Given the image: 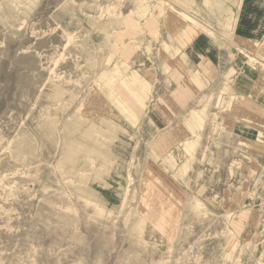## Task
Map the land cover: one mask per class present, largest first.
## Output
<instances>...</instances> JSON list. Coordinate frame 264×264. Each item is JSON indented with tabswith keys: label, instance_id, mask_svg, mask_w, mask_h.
Returning <instances> with one entry per match:
<instances>
[{
	"label": "rangeland",
	"instance_id": "rangeland-1",
	"mask_svg": "<svg viewBox=\"0 0 264 264\" xmlns=\"http://www.w3.org/2000/svg\"><path fill=\"white\" fill-rule=\"evenodd\" d=\"M263 35L264 0H0V264H264L252 148L223 125L227 68L264 76L238 42ZM202 56L219 87L191 78ZM185 118L197 153H165ZM150 161L188 195L168 230L138 209Z\"/></svg>",
	"mask_w": 264,
	"mask_h": 264
},
{
	"label": "crops",
	"instance_id": "crops-1",
	"mask_svg": "<svg viewBox=\"0 0 264 264\" xmlns=\"http://www.w3.org/2000/svg\"><path fill=\"white\" fill-rule=\"evenodd\" d=\"M238 43L242 49L254 50L264 59V35L260 41L245 39ZM196 65L197 71L193 72L191 78H193L196 86L199 87L198 90H205L209 86H212V88L219 87L223 83V80H221L225 76V72H221L223 68L217 66L208 57L202 56ZM229 68H227L226 74H230V79L227 82L230 84L231 94L226 109L227 113L224 115L223 125L233 132L238 131L236 135L240 139V142L247 145V148H252L250 150H246L245 148L242 154V157L253 162L240 165V170L243 168V171L240 172H242L244 181L247 182L243 187L240 186V189H243L244 197L250 199L247 204L253 203L255 207L264 206L263 202L260 201L261 198L259 201L255 198L251 202L250 193L253 184L264 186V143L262 140L264 138V76L242 62L238 67L234 65L231 67V70ZM216 70H218L217 77ZM232 97H234L233 101L231 100ZM159 107H166L165 103H160ZM176 110L178 109L176 108ZM167 111L165 116L170 117L171 110L168 109ZM186 119L174 124L171 133L162 136L159 140L158 147H164L165 153H168V146H170L169 150H172L173 156L176 152L180 153L181 151H184L187 156H191L194 150L197 153V140ZM258 140L259 142L261 141L260 144L257 143ZM233 155L235 160V154ZM228 168L229 170L232 168L233 172L236 173L234 165L229 164ZM169 172L171 171L169 170ZM235 185V181H233L231 188L230 184L227 186V198L223 199L222 203L228 217H233L236 213L237 193ZM141 189V202L138 208L141 215L151 223H158L157 225L161 230L171 228V223H175L177 217L181 216L182 212H184V199L188 197L182 183L177 182L175 176L168 173L165 168H160L156 161H150L143 175ZM216 203L218 206L216 208H220L219 200ZM262 208L257 209L254 213L262 211Z\"/></svg>",
	"mask_w": 264,
	"mask_h": 264
},
{
	"label": "bare ground",
	"instance_id": "bare-ground-1",
	"mask_svg": "<svg viewBox=\"0 0 264 264\" xmlns=\"http://www.w3.org/2000/svg\"><path fill=\"white\" fill-rule=\"evenodd\" d=\"M241 0H239V2H240Z\"/></svg>",
	"mask_w": 264,
	"mask_h": 264
}]
</instances>
